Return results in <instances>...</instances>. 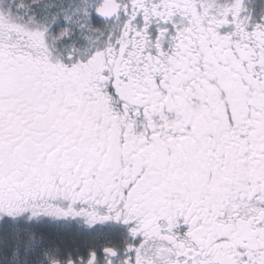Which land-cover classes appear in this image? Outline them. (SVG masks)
Returning <instances> with one entry per match:
<instances>
[{
    "label": "snow or ice",
    "instance_id": "6c2138e0",
    "mask_svg": "<svg viewBox=\"0 0 264 264\" xmlns=\"http://www.w3.org/2000/svg\"><path fill=\"white\" fill-rule=\"evenodd\" d=\"M0 264H264V0H0Z\"/></svg>",
    "mask_w": 264,
    "mask_h": 264
}]
</instances>
